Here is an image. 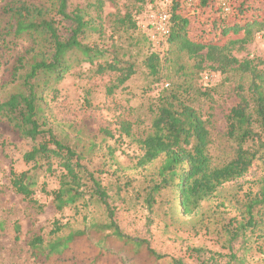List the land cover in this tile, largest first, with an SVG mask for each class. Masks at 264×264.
Returning <instances> with one entry per match:
<instances>
[{"label": "rangeland", "instance_id": "374dc122", "mask_svg": "<svg viewBox=\"0 0 264 264\" xmlns=\"http://www.w3.org/2000/svg\"><path fill=\"white\" fill-rule=\"evenodd\" d=\"M229 1L235 8L242 2ZM89 3L72 0L68 10L74 7L86 10V18H91L99 30L87 33L82 42L105 49L106 55L92 65L85 62L75 65L62 81L43 90L40 121L45 122L46 128H51L58 139L76 148L83 156L82 163L107 190L113 220L122 233L144 243L137 248L107 233L99 234L89 229L60 256H51L48 260L34 257L29 247L34 236L41 237L46 244L56 237L63 238L70 232L85 230L91 221L105 223L106 207L91 200L56 211L50 192L59 187L58 179L44 169L35 176L38 182L34 187L36 205L16 194L10 186L9 172L13 169L20 173L33 166L23 161V155L32 144L11 124L0 119V264H200L191 249H203L198 256L207 264H264V239L256 238V234L264 230V209L258 211L260 207H257L253 211L257 225L254 234L248 228L244 235L230 239L224 226L229 218L238 221L243 218L245 194H256L264 182L263 148L258 149L252 167L243 178L223 185L214 197L201 204L197 214L190 216L182 213L169 189L162 190L155 197L156 203L148 209L143 196L152 183L158 182L160 165L159 161L144 167L138 165L142 156L139 140L152 130L160 97L170 94L179 96L203 120H207L208 151L212 163L220 166L231 160L235 143L227 135V116L238 103L239 95L247 96L250 75L235 70L224 74L213 72L209 64L177 53L167 38L150 45L147 39L149 17H156L162 11L170 14L171 0H113L105 2L100 11L90 8ZM246 4L252 8L236 22L251 16L264 19V0H247ZM198 5L199 0L182 2V14L191 20L188 38L205 44L218 42L213 21L218 18L232 26L235 21L232 8L227 6L224 14H217L213 7L201 9ZM21 6L42 9L50 18L55 17L56 6L50 0H0L3 36L0 39V102L22 91L20 79L12 80L17 60L24 58L20 73L23 74L32 57L40 58L49 50L42 40L29 36L17 39L8 34L12 24L8 10H18ZM127 13L136 23L134 31L119 24V19ZM67 26L62 23L59 27L62 36L67 35ZM231 33L227 38H232ZM223 43L220 39L219 44ZM151 54H158L159 59L155 75L145 64ZM231 55L240 62L252 61L258 69H264L259 65L264 61V29L255 32L243 47L236 46ZM112 56L122 64L132 63L135 73L109 93L118 73L98 74L96 64L109 61ZM204 73L210 77L206 86L201 80ZM125 128L129 133H125ZM253 132L254 141H247L244 148L255 150L259 140L264 144V132L257 125L253 126ZM55 221L61 230L52 234ZM15 225L19 226L18 232ZM99 235L108 236L102 245L96 238Z\"/></svg>", "mask_w": 264, "mask_h": 264}, {"label": "trees", "instance_id": "16d2710c", "mask_svg": "<svg viewBox=\"0 0 264 264\" xmlns=\"http://www.w3.org/2000/svg\"><path fill=\"white\" fill-rule=\"evenodd\" d=\"M50 1H53L56 6L55 17L52 18L47 11L38 8L30 9L21 6L18 10L12 9L10 12L8 10L12 22L9 35L17 39L29 36L34 40H42L49 49L47 54L40 58L32 57L28 69L23 74L20 73L24 68V58L17 60L12 80L20 79L22 91L11 94L5 101L0 102V119L11 124L22 138L32 144L31 149L23 155V161L33 166L20 173L10 169V186L25 201L36 205L38 201L34 198V187L38 185V182L35 176L44 169V172H49L58 179L59 187L50 192L56 211L61 212L80 201L90 203L94 200L104 204L107 219L105 223L91 221L85 230L70 232L63 238L56 237L46 244L41 237L34 236L29 242V247L34 257L48 260L51 256H60L75 239L86 235L89 229H94L99 234L107 233L106 235L131 243L138 248L144 242L130 238L119 229L113 220V208L107 202V190L82 163L83 156L76 148L58 139L52 129L46 128L45 122L40 121L44 102L43 90L51 89L62 81L75 65L84 62L92 65L95 60L104 59L107 52L105 49L82 42L87 33L99 30L91 18H86L85 9L74 7L68 10L72 0ZM86 1L90 2L88 4L90 8L100 11L105 2L113 0ZM246 1L242 0L235 8L229 0H199L198 7L201 9L210 6L215 13L224 14L228 6L232 8L233 16L235 15L232 26L221 19L214 20L213 30L219 38L218 42L205 44L192 42L188 38L191 20L182 14V2L171 0L170 34L167 41L175 47L177 53L186 54L189 58L199 60L200 63L209 64V69L216 73L224 74L229 70H235L249 74L250 83L247 96L240 94L238 103L231 108L227 116V135L235 143V152L231 160L220 166L212 163L208 151L210 139L207 120H203L192 107L175 94L160 97L151 125L152 130L144 139L139 140L142 156L138 160V165L144 167L154 161H159L160 165L158 182L152 183L143 196L144 205L148 209L156 203L155 197L162 190L169 189L185 216L197 214L201 204L214 197L219 188L243 178L252 167L258 149H264V144L260 140L255 150L244 148L247 141H254V125L264 132V69H258L257 66L252 65V61L240 62L231 55L236 46L243 47L251 40L255 32L264 29L263 17L259 19L251 16L236 22L252 8L246 4ZM62 23L68 24L66 36H62L59 30ZM119 24H122L126 30L137 29L129 13L119 19ZM230 32H232V38H227ZM239 33L241 35H238ZM2 37L0 31V39ZM147 39L150 45H155L150 38ZM220 39H223V44H219ZM158 63V54H151L146 58V67L152 75L157 73ZM259 65L264 66V61H260ZM198 68L200 71L203 70L201 64ZM106 72L118 73L115 84L109 88V93H112L126 83L134 75L135 70L132 63L122 64L115 56H112L109 61L104 60L96 64V73ZM203 75L201 80L206 86L209 81L205 82ZM164 87L167 88V85ZM125 133H129L127 128ZM42 189L46 192L45 188ZM86 197H88L87 200ZM257 207H260L258 211L264 209V182L256 194H245L243 218L240 221L229 218L224 225L230 239H236L239 234L244 235L248 228H251V233H255L257 225L253 211ZM14 228L16 232L19 231L18 225ZM60 230L61 226L55 221L51 233L56 234ZM106 235L96 237L100 245L107 239ZM256 238L264 239V230L259 231ZM149 252L154 255L152 250ZM190 252L197 256L200 264H207L198 256L203 249H191Z\"/></svg>", "mask_w": 264, "mask_h": 264}, {"label": "built area", "instance_id": "2783aa9c", "mask_svg": "<svg viewBox=\"0 0 264 264\" xmlns=\"http://www.w3.org/2000/svg\"><path fill=\"white\" fill-rule=\"evenodd\" d=\"M227 10V9H225ZM170 14L166 11L159 12L156 17H149V38L155 44L163 38H167L170 34ZM209 76L207 74L203 75V80L205 82L209 81Z\"/></svg>", "mask_w": 264, "mask_h": 264}]
</instances>
